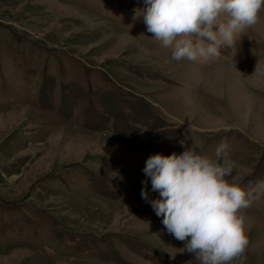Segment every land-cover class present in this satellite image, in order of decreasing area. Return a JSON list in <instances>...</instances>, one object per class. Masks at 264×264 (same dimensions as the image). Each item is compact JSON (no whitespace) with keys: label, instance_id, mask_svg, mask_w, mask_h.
I'll use <instances>...</instances> for the list:
<instances>
[{"label":"rangeland","instance_id":"obj_1","mask_svg":"<svg viewBox=\"0 0 264 264\" xmlns=\"http://www.w3.org/2000/svg\"><path fill=\"white\" fill-rule=\"evenodd\" d=\"M145 7L0 0V264H197L141 196L160 198L147 159L226 137L241 186L264 180V9L235 53L191 62ZM244 213L243 264H264V196Z\"/></svg>","mask_w":264,"mask_h":264},{"label":"clouds","instance_id":"obj_2","mask_svg":"<svg viewBox=\"0 0 264 264\" xmlns=\"http://www.w3.org/2000/svg\"><path fill=\"white\" fill-rule=\"evenodd\" d=\"M139 10L147 31L161 47L171 49L172 59L191 62L220 57V48L232 47L238 37L257 24L264 0H144ZM255 75L264 76L256 65ZM184 142L181 141V144ZM230 144L223 138L212 156L194 148L182 154H156L146 161L144 173L151 178V200L144 181L141 196L175 239L185 242L183 250L195 256L197 264H234L249 246L245 234L248 217L244 210L264 196V180L253 187L241 186L233 175ZM188 264H192L189 261Z\"/></svg>","mask_w":264,"mask_h":264}]
</instances>
